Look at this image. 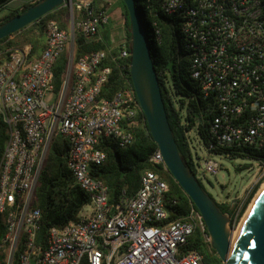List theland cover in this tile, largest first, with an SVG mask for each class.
Here are the masks:
<instances>
[{"label": "built area", "instance_id": "2783aa9c", "mask_svg": "<svg viewBox=\"0 0 264 264\" xmlns=\"http://www.w3.org/2000/svg\"><path fill=\"white\" fill-rule=\"evenodd\" d=\"M115 1L73 0L71 28L48 21L39 58H31V45L0 57V120L7 136L0 157V264H204L187 246L196 231L210 245L205 221L195 208L169 221V187L160 173L145 171L135 196L124 192L117 203L109 202L108 186L90 173L106 160L101 139L120 148L134 142L133 126L143 112L135 91L102 97L112 74L103 66L108 59L121 62L128 83L131 41L125 36L116 54L110 49L75 59L70 52L55 91L57 60L78 35L103 39ZM161 8L180 22L191 77L211 116L207 158L195 163L196 179L217 174V158L242 156L258 162L264 178V0H162ZM57 136L68 143L67 167L89 196V210L41 236L36 190ZM150 163L168 171L159 149Z\"/></svg>", "mask_w": 264, "mask_h": 264}, {"label": "trees", "instance_id": "16d2710c", "mask_svg": "<svg viewBox=\"0 0 264 264\" xmlns=\"http://www.w3.org/2000/svg\"><path fill=\"white\" fill-rule=\"evenodd\" d=\"M11 1L13 0H0V12L7 10L5 16L0 18V25L41 0L34 3L26 2L17 8L8 7ZM135 3L148 34L152 61L159 78L168 122L178 151L186 165L195 173L190 134L192 132L197 134L207 147L209 143L207 133L211 116L207 111L208 107L200 93L198 84L191 77L190 57L183 47L180 22L177 18L166 16L163 13L162 0H135ZM119 7L124 18L126 37L128 41H131L129 14L122 0H119ZM67 14L66 6L58 8L20 32L0 40V57L4 56V52L7 50L31 45V58H39L46 45L47 22L55 20L66 29L67 25L63 19ZM74 43L75 59L87 54L110 50V44L104 38L94 41L78 35ZM117 51L114 50L113 54H116ZM66 65L67 56L63 54L54 66L56 92L61 87ZM103 66L111 67L112 74L103 86L102 97L112 99L118 92L127 89L134 91L130 69L128 83H126L120 73L121 62L119 60L112 61L110 58L103 63ZM140 116L139 122L133 126L135 137L130 146L120 148L113 139L103 138L100 140L98 148L106 154V160L99 166H92L90 173L95 179L101 180L108 186L109 202L117 203L123 197L124 192L128 198L135 196L145 171L158 172L169 187L165 201L169 221L182 219L192 208H197L168 171H163L162 168L150 163V157L158 150V146L149 133L144 113L141 112ZM6 140V126L0 120V157ZM68 149L67 141L57 136L49 148L39 178L36 190V207L42 214L41 236H45L51 228L62 229L69 222L77 221L90 202L89 196L79 187L67 167ZM262 179L253 188L239 212L236 202L216 203L220 212L230 218L232 228L236 226L243 215ZM187 249L198 251L203 256L204 264H213L214 262L223 264L199 231H196L190 238Z\"/></svg>", "mask_w": 264, "mask_h": 264}, {"label": "water", "instance_id": "95a60500", "mask_svg": "<svg viewBox=\"0 0 264 264\" xmlns=\"http://www.w3.org/2000/svg\"><path fill=\"white\" fill-rule=\"evenodd\" d=\"M73 0H41L24 12L0 25V40L7 38L35 21L70 6ZM130 20L132 85L144 113L149 133L161 152L168 172L201 213L211 248L223 264H264V192L249 214L233 257L230 259V218L220 212L212 197L205 192L194 172L180 155L168 122L161 86L152 56L148 34L141 21L135 0H122Z\"/></svg>", "mask_w": 264, "mask_h": 264}, {"label": "rangeland", "instance_id": "374dc122", "mask_svg": "<svg viewBox=\"0 0 264 264\" xmlns=\"http://www.w3.org/2000/svg\"><path fill=\"white\" fill-rule=\"evenodd\" d=\"M13 4L10 8L14 7ZM68 8V14L64 17L63 22L67 25L66 29H70L72 25V10L71 5L66 6ZM6 11L0 12V18L5 16ZM122 24L124 22L123 16H121ZM123 26V30L126 32V29ZM24 47V46H22ZM15 48V49H20ZM75 53V47L73 45L70 46L69 50L65 53L66 56L70 53ZM191 152L193 155L194 162L197 163L200 161L201 163L205 158H207V149L203 144L200 137L191 133ZM219 162L222 164V168L218 171L217 174H206V175H197L198 181H200L203 189L207 194H209L215 203L224 204L226 202L233 201L234 203H238V212L243 207L245 201L251 194L253 188L260 182V164L255 160L247 157H236L231 160L220 159L217 158ZM200 174V173H199ZM264 184V178L262 179L256 193L253 198L247 205L243 215L237 222L236 226L232 228L230 224L228 225V230L235 232L239 229L240 223L248 212L250 206L252 205L256 195L260 191L262 185ZM89 208L86 206L83 213H86ZM213 264H219L214 262Z\"/></svg>", "mask_w": 264, "mask_h": 264}, {"label": "crops", "instance_id": "0c3cea01", "mask_svg": "<svg viewBox=\"0 0 264 264\" xmlns=\"http://www.w3.org/2000/svg\"><path fill=\"white\" fill-rule=\"evenodd\" d=\"M33 1L34 0H13L8 4V7H11L13 4H15V6L12 8H17L21 7L23 3ZM121 16L123 15L122 10L119 7V0H116L114 8L112 9L110 22L101 29L100 34L102 38L107 39L110 44V49L112 50L118 49L122 40L126 36V32L123 30Z\"/></svg>", "mask_w": 264, "mask_h": 264}, {"label": "bare ground", "instance_id": "6f19581e", "mask_svg": "<svg viewBox=\"0 0 264 264\" xmlns=\"http://www.w3.org/2000/svg\"><path fill=\"white\" fill-rule=\"evenodd\" d=\"M264 192V184L262 185L260 191L258 192V194L256 195V198L254 199L252 205L250 206L248 212L246 213L245 217L243 218L242 222L240 223L239 229L236 230L235 232H232L231 234V248H230V256L229 258L231 259L234 255L235 249L237 247L238 241L240 239L242 230L244 228L245 222L249 216V214L252 211V208L254 207V205L256 204L258 198L261 196V194Z\"/></svg>", "mask_w": 264, "mask_h": 264}]
</instances>
